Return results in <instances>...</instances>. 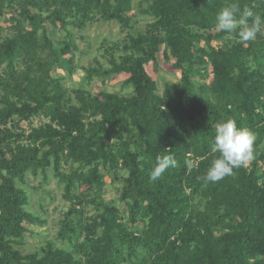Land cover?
Returning <instances> with one entry per match:
<instances>
[{"label": "trees", "instance_id": "obj_1", "mask_svg": "<svg viewBox=\"0 0 264 264\" xmlns=\"http://www.w3.org/2000/svg\"><path fill=\"white\" fill-rule=\"evenodd\" d=\"M228 2L149 0L145 31L82 67L74 102L66 88L79 68L74 31L98 21L132 28L134 0H0V17L10 13L9 35L0 34V264H264V33L241 42L216 31ZM239 3L264 15V0ZM228 37L237 42L217 46ZM161 53L180 74L163 94L147 70ZM118 76L131 95L86 89ZM41 117L48 122L20 129ZM227 118L256 134L255 159L204 183L218 155L213 126ZM167 155L176 167L150 179ZM52 169L70 204L59 238L71 250L49 242L24 255L16 246L45 221L20 185ZM107 178L121 184L120 205L105 197ZM88 204L96 213L86 222Z\"/></svg>", "mask_w": 264, "mask_h": 264}, {"label": "rangeland", "instance_id": "obj_2", "mask_svg": "<svg viewBox=\"0 0 264 264\" xmlns=\"http://www.w3.org/2000/svg\"><path fill=\"white\" fill-rule=\"evenodd\" d=\"M149 0H134V5L136 6L133 21L134 26L132 28L125 29L119 23L112 22H96L92 26H89L86 32L74 31L75 42L78 47V51L74 53L75 62L79 68L75 70V73L71 78H68L66 82V88L68 90V95L74 102V91L81 88L84 83V74L81 70L82 67H91L95 65V59H99L103 62L109 57L107 55L111 48H114L116 44L124 42L129 36L137 35L143 33L149 23V17L146 16L143 10L147 9ZM10 13L5 17H0V34L2 38L9 35L8 29H10L9 22ZM52 29L51 26H48ZM264 33V27H263ZM55 41L58 42L63 39L61 33L57 34ZM237 40L233 37H228L217 43V46L229 47ZM207 74L211 72V67L209 66ZM149 74L157 83L158 92L163 94L167 83H178L180 79V74L175 73L172 69V64L167 62L163 54L161 53L158 58L157 65L149 64L147 66ZM57 73L62 75H68L66 72L59 70ZM207 75V76H208ZM210 76V75H209ZM203 80H207L205 76L201 77ZM125 76H118L110 79H98L91 85H86V89L93 94L97 93L99 90L109 91V92H119L123 95H131L132 89L123 87V82L125 81ZM48 120L41 117L34 119L32 125L28 123H21L20 129L29 133L32 127H39ZM260 151L264 152V143L260 148ZM73 166L62 165L61 172L66 175L72 173ZM107 180V186L105 191V197L116 200L117 204L120 205L117 194V187H121V184L116 183L113 185L110 179ZM29 194L30 204L28 210L33 214L39 216L45 221L43 226H29L32 231L31 235H28L25 242L16 246L24 255L41 252L42 249L49 242H54L58 247L71 250L67 241H62L59 238V232L61 229V223L64 220L66 213L70 207L69 202L65 198L64 184L59 181L54 175L53 169L47 173L46 180L43 175L39 174L37 176L29 175L26 184L20 185ZM82 208V206L80 207ZM84 208V218L86 222H89L91 217L95 216V208L93 205L88 204ZM91 221V220H90ZM86 234L83 235L81 241L84 240Z\"/></svg>", "mask_w": 264, "mask_h": 264}, {"label": "clouds", "instance_id": "obj_3", "mask_svg": "<svg viewBox=\"0 0 264 264\" xmlns=\"http://www.w3.org/2000/svg\"><path fill=\"white\" fill-rule=\"evenodd\" d=\"M215 30L229 34L236 33L241 42L255 40L264 27V15L254 12L249 7H241L239 0H229L215 15ZM214 137L211 152L218 155L211 160L201 179L204 183H216L255 159L256 134L246 128L238 127L233 118H227L214 124ZM188 169L193 167L191 160H186ZM169 167H176V160L170 156L157 157L156 166L150 179L157 180Z\"/></svg>", "mask_w": 264, "mask_h": 264}]
</instances>
